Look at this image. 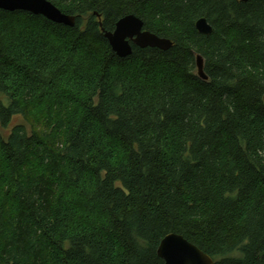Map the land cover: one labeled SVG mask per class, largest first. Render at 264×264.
Masks as SVG:
<instances>
[{"label":"trees","instance_id":"obj_1","mask_svg":"<svg viewBox=\"0 0 264 264\" xmlns=\"http://www.w3.org/2000/svg\"><path fill=\"white\" fill-rule=\"evenodd\" d=\"M47 1L0 10V264H264V0ZM126 15L172 47L119 58Z\"/></svg>","mask_w":264,"mask_h":264},{"label":"water","instance_id":"obj_2","mask_svg":"<svg viewBox=\"0 0 264 264\" xmlns=\"http://www.w3.org/2000/svg\"><path fill=\"white\" fill-rule=\"evenodd\" d=\"M247 2L250 0H239ZM0 10L15 12L23 11L67 27H73L75 17L62 13L47 0H0ZM103 36L108 41L111 50L119 57L125 58L132 53V46L139 48H157L166 51L172 47L168 39L145 31L143 22L134 15H126L119 19L113 31L108 32L102 28ZM196 30L209 35L211 26L206 19L201 18L195 24ZM196 70L202 80H207L204 74V62L200 55H196ZM157 255L164 264H214L213 259L198 247L184 239L181 235L170 233L160 242Z\"/></svg>","mask_w":264,"mask_h":264}]
</instances>
